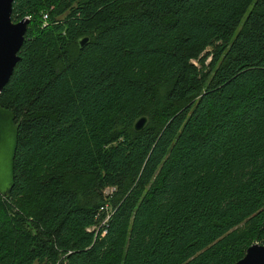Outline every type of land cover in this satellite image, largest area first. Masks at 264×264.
Masks as SVG:
<instances>
[{
  "label": "trees",
  "instance_id": "1",
  "mask_svg": "<svg viewBox=\"0 0 264 264\" xmlns=\"http://www.w3.org/2000/svg\"><path fill=\"white\" fill-rule=\"evenodd\" d=\"M26 17L0 93L18 124L0 264H235L264 244V0H14Z\"/></svg>",
  "mask_w": 264,
  "mask_h": 264
},
{
  "label": "water",
  "instance_id": "2",
  "mask_svg": "<svg viewBox=\"0 0 264 264\" xmlns=\"http://www.w3.org/2000/svg\"><path fill=\"white\" fill-rule=\"evenodd\" d=\"M14 0H0V93L8 84L23 46L29 19L19 22L11 20ZM89 38L80 39L82 49ZM148 124V118L139 117L133 124L135 132H141ZM18 124L13 111L0 106V196L5 197L14 187V159L17 150ZM235 264H264V245H251L244 257Z\"/></svg>",
  "mask_w": 264,
  "mask_h": 264
},
{
  "label": "built area",
  "instance_id": "3",
  "mask_svg": "<svg viewBox=\"0 0 264 264\" xmlns=\"http://www.w3.org/2000/svg\"><path fill=\"white\" fill-rule=\"evenodd\" d=\"M26 18L29 19V17H26ZM43 18L45 19L46 16L44 15ZM44 24H46V23H44ZM112 212H113L112 208H110L107 204L102 206L99 209L97 217H99L101 214H103L104 215L103 220L101 221V223L99 225H95V226H92L90 228H87L86 231L88 233H94V235L99 237V238H103L106 235V227H107L106 223L110 219Z\"/></svg>",
  "mask_w": 264,
  "mask_h": 264
},
{
  "label": "rangeland",
  "instance_id": "4",
  "mask_svg": "<svg viewBox=\"0 0 264 264\" xmlns=\"http://www.w3.org/2000/svg\"><path fill=\"white\" fill-rule=\"evenodd\" d=\"M194 63L197 65V63L194 61ZM111 191V189H109V188H106L105 189V193L107 194L108 192H110ZM94 239H97V236H95L94 235ZM256 244H260V242L259 243H256ZM264 245V244H263Z\"/></svg>",
  "mask_w": 264,
  "mask_h": 264
},
{
  "label": "bare ground",
  "instance_id": "5",
  "mask_svg": "<svg viewBox=\"0 0 264 264\" xmlns=\"http://www.w3.org/2000/svg\"><path fill=\"white\" fill-rule=\"evenodd\" d=\"M46 16V18L45 19H47V15H45Z\"/></svg>",
  "mask_w": 264,
  "mask_h": 264
}]
</instances>
